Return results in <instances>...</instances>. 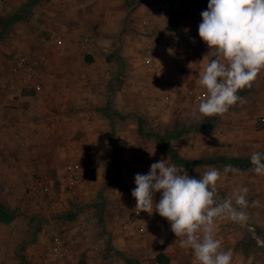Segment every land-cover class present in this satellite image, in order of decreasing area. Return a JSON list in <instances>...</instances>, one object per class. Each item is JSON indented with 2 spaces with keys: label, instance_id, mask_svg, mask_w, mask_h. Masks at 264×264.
Instances as JSON below:
<instances>
[{
  "label": "crops",
  "instance_id": "crops-1",
  "mask_svg": "<svg viewBox=\"0 0 264 264\" xmlns=\"http://www.w3.org/2000/svg\"><path fill=\"white\" fill-rule=\"evenodd\" d=\"M171 11L170 0H0V264H195L166 218L134 211L135 175L162 157L192 177L219 170L217 203L248 189L246 219L217 218L216 238L231 264H264L248 237L251 225L264 240V175L250 160L264 127L247 133V116L230 115L200 136L199 79L215 52L201 15L171 30ZM19 57L33 72L15 70Z\"/></svg>",
  "mask_w": 264,
  "mask_h": 264
},
{
  "label": "clouds",
  "instance_id": "clouds-1",
  "mask_svg": "<svg viewBox=\"0 0 264 264\" xmlns=\"http://www.w3.org/2000/svg\"><path fill=\"white\" fill-rule=\"evenodd\" d=\"M200 15L198 35L210 51L214 50L215 58L199 79L206 95L199 101L198 112L204 117L222 116L238 102H245L238 92L251 87L264 71V0H209ZM167 160L162 157L150 165L147 174L135 175L136 187L131 191L136 201L134 211L139 215L155 210L166 218L175 237L181 238V246L193 251L197 264H231L232 252L222 251L216 238L215 220L243 222L245 213L238 208L247 206L248 189L217 203L219 170L210 168L192 177ZM250 160L254 171L264 175V153L253 152ZM229 170L230 166L225 168V172Z\"/></svg>",
  "mask_w": 264,
  "mask_h": 264
},
{
  "label": "rangeland",
  "instance_id": "rangeland-1",
  "mask_svg": "<svg viewBox=\"0 0 264 264\" xmlns=\"http://www.w3.org/2000/svg\"><path fill=\"white\" fill-rule=\"evenodd\" d=\"M193 1L196 4V1L195 0H193ZM171 12H173V11H171ZM238 95L244 97L245 102L243 104H240L238 102L236 105L230 107L229 111L226 112L225 114H223L222 116L218 115V116H213V117H204L200 113H195L196 114L195 116L198 118V121L194 122L193 124H197V126H198L197 129H198L199 133L201 132L200 136H202L204 139H207L208 135L206 134V131H208L210 129L213 130L214 125L217 124V121H219V120L223 121L225 119H228V116H230V115L244 114L247 116V123L244 124V126L246 127L245 132H247V133H250L254 130L256 131L258 129H261V127H264V126H260L258 123L259 117L264 116V100L261 98V96H264V86L246 87V88L240 90L238 92ZM166 104L167 103H164V104L159 103V105L157 107H153V105L151 106V104H149V107H150V108H148L149 114L151 116H155L157 114H159V115L162 114V112H164V110H165V107H167ZM174 111H177L176 114L183 113L182 108H179V107L174 108ZM178 128H180V127L178 124H176L172 128L173 129L172 131L175 132V134H179ZM214 130H217V129H214ZM255 236H256V240L252 236V232H251V234L248 235L249 241H252L253 245L256 244V245L264 248V240L261 241L260 234H257V232H256ZM262 238H263V236H262ZM258 242H260V244Z\"/></svg>",
  "mask_w": 264,
  "mask_h": 264
},
{
  "label": "built area",
  "instance_id": "built-area-1",
  "mask_svg": "<svg viewBox=\"0 0 264 264\" xmlns=\"http://www.w3.org/2000/svg\"><path fill=\"white\" fill-rule=\"evenodd\" d=\"M170 8L173 12L179 13L184 16H194L195 19L200 17V13L198 11V8L193 0H170ZM24 64H28L27 59L25 57H19L16 60V67L15 70H17L18 67L23 66ZM29 65V64H28ZM29 72H33V66L29 65V67L26 69ZM206 95V94H205ZM258 123L260 126H264V116L259 117ZM69 184H71L72 179L71 177L68 179ZM153 219V217H146L145 220L149 221ZM248 229L250 232H252V235L256 239L254 228L253 226H248ZM60 239L58 237H54L53 239V245L59 246ZM194 263L197 264V262L194 260Z\"/></svg>",
  "mask_w": 264,
  "mask_h": 264
},
{
  "label": "trees",
  "instance_id": "trees-1",
  "mask_svg": "<svg viewBox=\"0 0 264 264\" xmlns=\"http://www.w3.org/2000/svg\"><path fill=\"white\" fill-rule=\"evenodd\" d=\"M179 17H181V14L176 13V12H171V16L169 18V24H168L169 29L171 30L175 29V24Z\"/></svg>",
  "mask_w": 264,
  "mask_h": 264
}]
</instances>
